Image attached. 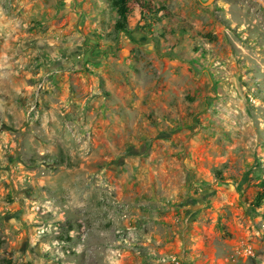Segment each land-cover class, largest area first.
<instances>
[{
  "label": "rangeland",
  "instance_id": "rangeland-1",
  "mask_svg": "<svg viewBox=\"0 0 264 264\" xmlns=\"http://www.w3.org/2000/svg\"><path fill=\"white\" fill-rule=\"evenodd\" d=\"M30 1L0 0V45L43 26ZM203 1L148 0L128 17L115 53L139 103L124 127L98 110V130L67 122L54 152L37 148L40 122L0 149V264H105V249L116 264H264V6ZM113 198L135 201L126 221Z\"/></svg>",
  "mask_w": 264,
  "mask_h": 264
},
{
  "label": "crops",
  "instance_id": "crops-1",
  "mask_svg": "<svg viewBox=\"0 0 264 264\" xmlns=\"http://www.w3.org/2000/svg\"><path fill=\"white\" fill-rule=\"evenodd\" d=\"M38 1L28 2L36 9L33 12L31 8L29 19L39 16V7L43 26L22 29L20 33L9 31L0 45V119L5 120L0 127V149L9 146L12 152L16 144L11 136L19 138L27 134V130L37 132L32 129L33 123L40 122L39 132L47 139L45 144L37 146L39 152H54L55 143L64 144L67 137L63 124L77 123L84 129L98 130L99 111H103L116 125L124 127L126 120L133 119L132 109L138 108L135 104L139 103V99L130 94L124 78L133 73L130 60L118 59L115 53L118 41L127 44L125 32L109 35L116 19L110 0H47V6ZM76 55L79 58L76 59ZM49 66L59 67L61 71L52 77L42 94L40 117L33 122L26 121L25 102L33 84ZM97 74L110 79L101 82ZM132 85L140 88L137 81H132ZM117 121H121L120 124ZM93 169L96 171L91 167L90 172H94ZM84 175L78 172L66 182L77 183ZM130 203L133 210L135 201ZM103 234H107L106 231ZM105 238V247H108L110 243ZM22 260L31 259L26 254ZM103 261L116 264L106 249ZM117 262L120 264L121 259ZM31 264H43V260L38 258Z\"/></svg>",
  "mask_w": 264,
  "mask_h": 264
},
{
  "label": "built area",
  "instance_id": "built-area-1",
  "mask_svg": "<svg viewBox=\"0 0 264 264\" xmlns=\"http://www.w3.org/2000/svg\"><path fill=\"white\" fill-rule=\"evenodd\" d=\"M77 58H79V55H76V59ZM60 71L61 70L59 67L49 66L47 70L43 72L33 84L31 92L24 106V117L26 121L33 122L40 117V105L42 100V94L51 82L52 77L56 76ZM68 128L71 131V134H75L76 131L80 129L82 130V136H86L88 138L90 135V131L88 129H84L82 126L68 124ZM49 164H52V161H50ZM110 202L113 206V209H115L119 219H121L122 221H126L130 214L132 204L115 198L111 199ZM128 225H124V227L118 228L116 230V232L120 235L121 241L126 244H129L127 238L129 237V235L131 236L130 231H132L133 229ZM165 260H167L169 264H181L182 257L176 254H170L165 257Z\"/></svg>",
  "mask_w": 264,
  "mask_h": 264
},
{
  "label": "trees",
  "instance_id": "trees-1",
  "mask_svg": "<svg viewBox=\"0 0 264 264\" xmlns=\"http://www.w3.org/2000/svg\"><path fill=\"white\" fill-rule=\"evenodd\" d=\"M110 6L115 10L116 19L113 24L115 32H128V17L134 11L135 7L140 14H145L151 10L148 0H110ZM264 198V193L260 192L255 197L256 204H259Z\"/></svg>",
  "mask_w": 264,
  "mask_h": 264
},
{
  "label": "water",
  "instance_id": "water-1",
  "mask_svg": "<svg viewBox=\"0 0 264 264\" xmlns=\"http://www.w3.org/2000/svg\"><path fill=\"white\" fill-rule=\"evenodd\" d=\"M255 1H258L260 2L263 6H264V3L261 1V0H255ZM202 4H205V5H209L211 3V0H206V1H203L201 2Z\"/></svg>",
  "mask_w": 264,
  "mask_h": 264
},
{
  "label": "bare ground",
  "instance_id": "bare-ground-1",
  "mask_svg": "<svg viewBox=\"0 0 264 264\" xmlns=\"http://www.w3.org/2000/svg\"><path fill=\"white\" fill-rule=\"evenodd\" d=\"M264 3V0H261Z\"/></svg>",
  "mask_w": 264,
  "mask_h": 264
}]
</instances>
